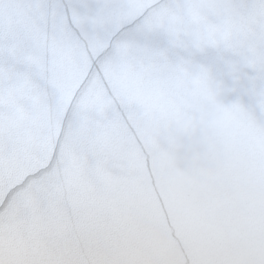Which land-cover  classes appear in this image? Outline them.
I'll return each mask as SVG.
<instances>
[{"label": "water", "instance_id": "water-1", "mask_svg": "<svg viewBox=\"0 0 264 264\" xmlns=\"http://www.w3.org/2000/svg\"><path fill=\"white\" fill-rule=\"evenodd\" d=\"M4 2L0 264H264V0H153L166 46L118 44L91 74Z\"/></svg>", "mask_w": 264, "mask_h": 264}, {"label": "snow or ice", "instance_id": "snow-or-ice-1", "mask_svg": "<svg viewBox=\"0 0 264 264\" xmlns=\"http://www.w3.org/2000/svg\"><path fill=\"white\" fill-rule=\"evenodd\" d=\"M5 6L4 0H0V9ZM7 6L38 10L46 33L82 44L91 62L90 74L100 70L118 44L141 49L166 46L164 37L154 31V13L168 5L153 0H28L26 4L9 0ZM96 36L107 41V47L93 57L88 48ZM206 59L222 70L218 57L210 55ZM28 74L39 88L48 89L51 76L47 68L33 65ZM251 87L249 81L243 80L236 85L235 93L249 105L255 103Z\"/></svg>", "mask_w": 264, "mask_h": 264}]
</instances>
